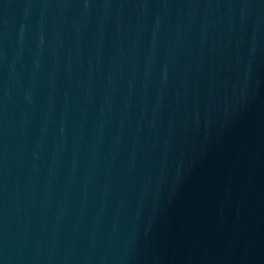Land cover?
<instances>
[{
    "label": "water",
    "instance_id": "95a60500",
    "mask_svg": "<svg viewBox=\"0 0 264 264\" xmlns=\"http://www.w3.org/2000/svg\"><path fill=\"white\" fill-rule=\"evenodd\" d=\"M0 264H264V0H0Z\"/></svg>",
    "mask_w": 264,
    "mask_h": 264
}]
</instances>
